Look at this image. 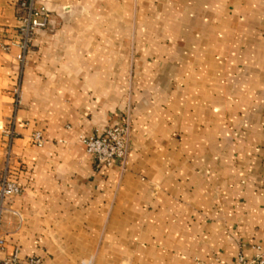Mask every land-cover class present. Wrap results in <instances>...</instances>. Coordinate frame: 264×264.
Wrapping results in <instances>:
<instances>
[{"label": "crops", "instance_id": "0c3cea01", "mask_svg": "<svg viewBox=\"0 0 264 264\" xmlns=\"http://www.w3.org/2000/svg\"><path fill=\"white\" fill-rule=\"evenodd\" d=\"M18 2L0 0V180L21 189L0 214L6 256L233 264L264 248V0H41L47 29L24 49ZM125 120V169L97 168L78 137Z\"/></svg>", "mask_w": 264, "mask_h": 264}, {"label": "built area", "instance_id": "2783aa9c", "mask_svg": "<svg viewBox=\"0 0 264 264\" xmlns=\"http://www.w3.org/2000/svg\"><path fill=\"white\" fill-rule=\"evenodd\" d=\"M41 0H19L17 5L18 33L22 40L21 48L24 49L31 42L32 36L39 30L46 29L45 8ZM1 46V45H0ZM22 61V56L18 57ZM18 98V93L15 90ZM19 103V101L17 100ZM129 124L125 120L120 125L107 126L103 131L90 135H80L78 141L83 145L86 154L92 159L97 168L112 167L118 164L123 171L126 166L127 143ZM31 142L41 147L44 139L39 132L30 136ZM21 193L20 187L12 177L11 171L4 169L0 180V214L4 210V201ZM254 254L245 256L237 255L233 264H264V248L254 245ZM0 264H42L40 258L31 257L22 260L17 248L10 256L5 254V241L0 236Z\"/></svg>", "mask_w": 264, "mask_h": 264}, {"label": "rangeland", "instance_id": "374dc122", "mask_svg": "<svg viewBox=\"0 0 264 264\" xmlns=\"http://www.w3.org/2000/svg\"><path fill=\"white\" fill-rule=\"evenodd\" d=\"M46 29H47V26H46Z\"/></svg>", "mask_w": 264, "mask_h": 264}]
</instances>
